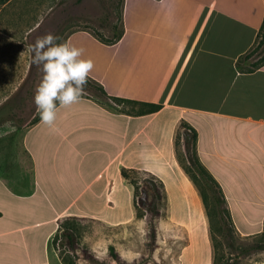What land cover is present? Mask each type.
I'll list each match as a JSON object with an SVG mask.
<instances>
[{
    "label": "crops",
    "instance_id": "0c3cea01",
    "mask_svg": "<svg viewBox=\"0 0 264 264\" xmlns=\"http://www.w3.org/2000/svg\"><path fill=\"white\" fill-rule=\"evenodd\" d=\"M122 23L115 44L88 30L66 42L84 49L89 77L109 96L161 110L136 115L82 97L58 108L54 127H29L19 145L0 139V264H62L53 243L63 218L133 222L124 169L165 185L169 222L187 236L181 264H215L208 193L241 235L263 232L264 66L244 72L239 60L256 44L264 0H124ZM194 163L213 188L194 180Z\"/></svg>",
    "mask_w": 264,
    "mask_h": 264
},
{
    "label": "rangeland",
    "instance_id": "374dc122",
    "mask_svg": "<svg viewBox=\"0 0 264 264\" xmlns=\"http://www.w3.org/2000/svg\"><path fill=\"white\" fill-rule=\"evenodd\" d=\"M123 4L124 0H0V139L14 138L19 145L24 132L39 118L34 95L43 74L32 63L30 46L35 40L52 33L60 38L58 43H64L77 30L113 39L123 29ZM258 45L250 59L241 61L243 70L252 69L261 59ZM82 96L125 111L132 109L130 103L104 98L96 89ZM179 152L185 159L184 149L180 147ZM198 185L206 188L202 181ZM210 197L208 193L215 264H264V249L257 248L264 244V230L241 235L224 208L225 222L221 221L220 210L215 201L213 208ZM186 241L183 229L170 224L167 205H161L154 212L139 210L133 222L120 227L87 219L63 222L53 245L62 264L73 258L77 264H181L180 250Z\"/></svg>",
    "mask_w": 264,
    "mask_h": 264
},
{
    "label": "clouds",
    "instance_id": "9594fccd",
    "mask_svg": "<svg viewBox=\"0 0 264 264\" xmlns=\"http://www.w3.org/2000/svg\"><path fill=\"white\" fill-rule=\"evenodd\" d=\"M59 37L47 33L30 46L32 63L42 71L34 103L42 124L54 127L60 107L78 103L84 93L90 73L91 59H83L84 49L58 43Z\"/></svg>",
    "mask_w": 264,
    "mask_h": 264
},
{
    "label": "trees",
    "instance_id": "16d2710c",
    "mask_svg": "<svg viewBox=\"0 0 264 264\" xmlns=\"http://www.w3.org/2000/svg\"><path fill=\"white\" fill-rule=\"evenodd\" d=\"M123 32L124 30L122 29L120 34L115 36L113 39H106L102 37L101 35L94 34V33L93 34L101 42L107 45H112L120 40V38L123 36ZM258 42H259V45L257 47V50L260 49L258 52L261 54V59L258 60L256 63H254L252 69L243 70L240 65L241 61L243 59H246V60L250 59L251 55L256 50V45L258 44ZM239 66H240V69L244 72H253L264 66V23L259 32L256 44L246 55L240 58ZM90 89H96L97 92H99V94L104 98H108V99L110 98L111 100H115L117 102L130 103L132 105V109L128 112L132 114H136V115L152 114V113L158 112L162 108V106L158 104L143 103V102H138V101L111 97L108 95V93L106 92V90L101 84L97 83L96 81H94L93 79L89 77L88 82L85 85L84 91L90 90ZM39 121H40V117L35 120L34 124ZM184 127H187V126L185 124H181L179 127V130H182V128ZM190 130L192 132V142H193L196 140L197 134L194 129H190ZM186 146L188 149H190L191 147V141L189 138H187L186 140ZM192 168L194 172L191 171V169H188V172L193 174L192 177L197 183H200L202 181L206 183L209 187L213 188V186L215 185V180L213 178L210 179L211 176L208 175V173L205 171V169L202 166L194 163V166ZM122 175L124 179L127 180L128 184L134 188V195L136 199L135 208H136L137 213H139V210H148L150 212H154L156 211V207L161 206V205H164V206L167 205V193H166L165 185L155 175L148 173V172H144V171L130 170V169H124L122 172ZM139 176H146V178L143 182H141L137 180ZM213 195H214V200L216 204L221 207L223 203L222 199L217 193H213ZM220 212L225 222V216H224L225 210H221ZM78 220H84V219L67 217V218H63L60 220V225L62 226L63 222L69 223L71 221H78ZM95 222H100V221H95ZM64 235H66L69 239H71V234L69 233L68 230H64ZM263 236H264V232H263ZM257 248L264 249V244H258ZM115 256L117 258V255ZM68 264H77L76 259L73 258L69 260Z\"/></svg>",
    "mask_w": 264,
    "mask_h": 264
}]
</instances>
